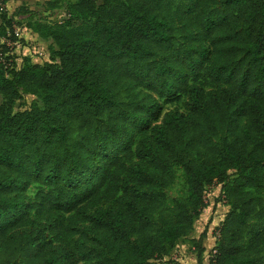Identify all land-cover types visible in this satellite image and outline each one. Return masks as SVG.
Listing matches in <instances>:
<instances>
[{
    "label": "trees",
    "instance_id": "trees-1",
    "mask_svg": "<svg viewBox=\"0 0 264 264\" xmlns=\"http://www.w3.org/2000/svg\"><path fill=\"white\" fill-rule=\"evenodd\" d=\"M66 15L29 24L49 60L0 51V264H181L165 258L215 183L228 209L207 264H264V0H76ZM0 37L24 45L6 13ZM180 91L188 111L158 123L157 98ZM27 94L40 104L16 109ZM174 165L187 191L167 211ZM31 209L39 227L11 231Z\"/></svg>",
    "mask_w": 264,
    "mask_h": 264
},
{
    "label": "rangeland",
    "instance_id": "rangeland-1",
    "mask_svg": "<svg viewBox=\"0 0 264 264\" xmlns=\"http://www.w3.org/2000/svg\"><path fill=\"white\" fill-rule=\"evenodd\" d=\"M75 1L76 0H61L56 7L52 8L50 7L48 0H0V13H6L12 18L13 28L18 31L19 35L24 40V45L16 44L14 46L7 39L0 37V51L3 49L2 44L5 43V45L9 47L4 54L17 55L18 57H15V62H18L21 59L22 54H25V56L34 62L49 60V42L40 38L35 32H33L29 27V24H32L35 21H61L67 16V4ZM203 88L208 90L212 88V86L204 84ZM153 95L156 97L155 94ZM123 98L125 97L123 96ZM157 100L160 104L159 117L157 120L158 123L162 121L166 112H186L189 108L187 93L183 91L177 92L176 95H173L166 100L160 98H157ZM34 101L40 104L35 96L27 94L24 98L16 102V109L27 108ZM173 169L175 172L174 182L164 190L166 195L164 208L167 211L172 207V200L179 196H185L187 191L185 175L182 168L178 165H174ZM40 186L39 183H31L25 192L26 198L33 201ZM219 189L220 185L217 183L207 188L205 193V205L199 218L194 221L193 228L188 235L176 240L170 250L169 256L166 257L165 260L170 259L181 264H197L196 249L190 239L193 237L197 238L201 232H206L202 241V246L204 247L203 264H207V253L216 242L217 226L228 209V206L219 199ZM27 218L30 221H22L10 230L28 231L39 227L38 223L43 221L38 217L34 209L28 211ZM155 227H158L157 213H155ZM74 238H65L59 243L66 245L74 252ZM160 261L157 260V264H161L162 261Z\"/></svg>",
    "mask_w": 264,
    "mask_h": 264
},
{
    "label": "built area",
    "instance_id": "built-area-1",
    "mask_svg": "<svg viewBox=\"0 0 264 264\" xmlns=\"http://www.w3.org/2000/svg\"><path fill=\"white\" fill-rule=\"evenodd\" d=\"M14 33H15L16 35H19V33H18V31H17L16 29H14Z\"/></svg>",
    "mask_w": 264,
    "mask_h": 264
}]
</instances>
